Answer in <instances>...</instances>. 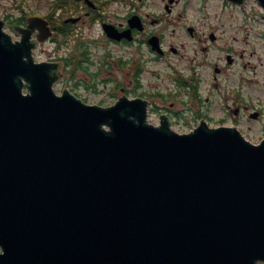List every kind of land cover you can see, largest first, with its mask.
I'll list each match as a JSON object with an SVG mask.
<instances>
[{"label": "water", "instance_id": "water-1", "mask_svg": "<svg viewBox=\"0 0 264 264\" xmlns=\"http://www.w3.org/2000/svg\"><path fill=\"white\" fill-rule=\"evenodd\" d=\"M31 28L0 21V264L264 263V138L56 96Z\"/></svg>", "mask_w": 264, "mask_h": 264}, {"label": "rangeland", "instance_id": "rangeland-1", "mask_svg": "<svg viewBox=\"0 0 264 264\" xmlns=\"http://www.w3.org/2000/svg\"><path fill=\"white\" fill-rule=\"evenodd\" d=\"M13 1L0 0V17H5L8 12L17 13L12 9ZM143 2L146 4L142 7L143 14H150V11L160 13L165 4L160 0H143ZM227 2L225 0H179L178 3L175 2L173 14L162 23L153 25V28L159 27V31L165 34L167 44L176 47V52L173 53L174 59L185 68L196 62L194 60L196 56L203 55L211 62L218 63L226 61V54L234 57L235 59L231 60L234 62L230 65L231 67L222 70L217 80H214L209 87L208 82L215 75L212 74L214 66H206L201 75L205 81L202 87L213 90L215 95L221 98L220 102H227L234 106L237 100H241L248 107L252 106L264 112V8L258 0H246L244 6ZM46 4L42 3L38 6L43 10ZM22 6L25 9L32 7L30 0H23ZM15 7H18L16 3ZM113 7L117 8L115 4ZM178 10L183 12L181 17ZM119 14H123V10ZM187 24L195 27L198 36L190 35L186 31ZM211 31L220 34V39L211 40L209 38ZM99 33L97 26L91 36L97 37ZM106 51L113 56L120 54L126 58L143 59L145 70L141 81L145 88H172L173 82L169 78L165 79L161 74L153 72L154 67L165 68L164 62L171 63L172 59L169 56L153 63L152 57L155 56L148 54L145 50L140 52L138 45L123 46L104 40V46L91 48L92 65L89 68L92 71H96L99 66V58L94 54ZM104 89H106L105 83H100L98 93L85 91L82 88L79 91L87 95L91 101L108 102V99L101 97ZM236 90H240V96L237 95ZM216 99L215 97L214 100ZM210 111L216 114L223 113L217 109V102L211 104ZM247 116L248 114L243 112L242 124L250 129L246 131L247 137L256 141L264 134V117L253 120Z\"/></svg>", "mask_w": 264, "mask_h": 264}, {"label": "flooded vegetation", "instance_id": "flooded-vegetation-1", "mask_svg": "<svg viewBox=\"0 0 264 264\" xmlns=\"http://www.w3.org/2000/svg\"><path fill=\"white\" fill-rule=\"evenodd\" d=\"M55 1H57L58 7L54 15L50 16L44 13V17L47 19L48 23L50 24L53 33L57 35H71V34L81 35L85 29L93 31L92 26L94 23H97L99 21V23L102 24L105 19H108L107 17H105V13L107 11V6L110 4L112 0H55ZM105 5H106V11L104 12ZM171 6H172L171 3L168 4L165 3L164 6L165 15L172 14ZM140 15L142 16L144 29L140 33H135L131 41L122 39L121 42L134 43L137 41L139 45H143V46L145 45L150 51H154L153 53L155 54V58L153 59V63L155 62L156 59H158L160 56H164L169 51H176V49H173L171 44L167 45V40L162 36L161 32L156 33L154 29L150 28L152 24H154L157 21L161 22L162 19H159L157 17H151L147 21V19H145V16H148V14H140ZM71 19H75V20L72 21ZM127 19L128 17L125 19L124 28L128 27ZM152 36H156L158 38L157 48H152L151 44L149 43V39ZM161 36H162V40H161ZM50 39H52V37ZM84 52L85 51L82 52V56L85 55ZM62 58L65 59V57ZM48 59L61 63V61L57 60L53 56L48 57L47 60ZM65 63L68 64L70 62H68L67 60V62ZM163 65L165 66V68H159L160 70H162L163 72L172 71L181 77L180 81H183V85L179 86V90H178L179 92L188 93L192 91L193 88L196 87L197 84L199 83L200 78L194 76L195 68L192 67L185 68V66L178 64L177 62H174L172 65L163 63ZM75 66L77 71L81 69L80 66L76 64ZM215 68L218 69L217 66H215ZM154 69L158 71L156 67H154ZM54 72L57 76L59 75L57 74V71L54 70ZM158 110L160 109H157V111ZM230 112H232L233 114L236 113L235 110L232 111L225 110L223 114L227 115ZM193 113H194L193 107L185 106V104L182 103L180 104L178 110L175 112V114L179 115V118L177 119V126L180 127L179 129H187L185 127L188 126L190 122L195 121L196 114ZM187 115L189 116V119H186ZM157 122H159V119L157 120ZM221 123L225 124L230 122H227L226 117L224 116V120L221 121Z\"/></svg>", "mask_w": 264, "mask_h": 264}, {"label": "bare ground", "instance_id": "bare-ground-1", "mask_svg": "<svg viewBox=\"0 0 264 264\" xmlns=\"http://www.w3.org/2000/svg\"><path fill=\"white\" fill-rule=\"evenodd\" d=\"M260 264H263V263H260Z\"/></svg>", "mask_w": 264, "mask_h": 264}]
</instances>
